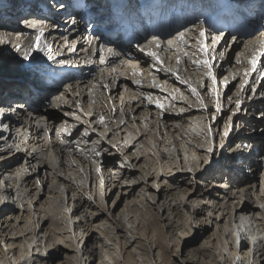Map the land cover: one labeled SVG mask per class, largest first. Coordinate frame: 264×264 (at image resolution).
Masks as SVG:
<instances>
[{
    "label": "bare ground",
    "instance_id": "6f19581e",
    "mask_svg": "<svg viewBox=\"0 0 264 264\" xmlns=\"http://www.w3.org/2000/svg\"><path fill=\"white\" fill-rule=\"evenodd\" d=\"M5 1L0 0V41L4 37L2 32L10 25L7 23L20 14L16 0H9L4 5ZM76 17L82 24L80 12ZM174 18L175 25L181 28L180 33H184L182 40L178 37L169 39L176 41L178 51H174L164 39H159L157 45L158 35L147 38L149 32L145 27L141 30L139 47L128 46L127 53L133 58L109 48L101 51V64L96 53L93 55L94 48L88 47V42L82 38L84 28L81 25L80 32L72 36L61 33L60 28L45 31V26L37 27L36 31H27L24 45L15 32L25 30L16 26V21L7 28L10 32H7L10 36L8 46L13 48L8 51L3 39L0 57L7 55L13 61L16 54H22L20 57L25 60H16L15 64L26 72L12 78L0 75V243L6 247L3 250L0 246V264H93L95 259H99V264H140L144 261L140 260L143 254L137 252L139 248L133 245L138 240L137 234L134 233L133 237H128L127 233L122 235L125 226L121 227V221L117 223V217L122 216L123 220L133 224L131 214L139 210V204L145 203L135 195L136 183L140 180L130 168L119 166L125 163L124 159L109 150L108 137H103L104 133H97L96 126H104H100L101 116L104 122L113 120V131L138 117L146 127L144 130L142 127V131L152 134V129L162 128L167 137L170 136L176 145L180 144V148L173 150L172 161L166 166L149 167L148 174L152 178H163L173 167L174 172L179 168L185 169V165H190L194 159H202L204 165L209 164L211 147L217 144L216 137L219 136L218 146L224 158L214 157L220 165L210 168L217 167L218 177L226 176L228 182L222 196L227 204L221 205L219 216L220 220L225 218L228 233H225L226 239L220 243L221 246H217L220 249L213 253L220 258L210 264H264V31L248 38L233 37L231 40L205 32L203 40L209 45V50L204 53L200 51L203 28L196 23H186L181 16ZM23 19L26 21L29 17ZM254 23L256 21H251ZM97 24L102 26L99 22ZM185 24L189 26L184 28ZM168 30L169 26L162 29V38L166 37ZM216 37L219 39L213 44ZM69 39L71 51L75 41L80 40L73 55L69 54L67 47L62 52L60 48L63 47L56 46L59 48L56 51V47L51 46V42L58 45L63 41L65 44ZM153 51L159 55V60L149 55ZM47 53L51 58L56 53H63L61 58L50 63L72 67L66 69L71 74L50 69L46 64L49 62ZM231 54L234 55L232 60ZM253 57L257 58L255 70L251 64ZM205 58L212 64L215 82L207 75L206 66L193 63ZM99 66L104 70L100 71ZM152 66L158 70H153ZM120 68L122 70L118 74ZM34 69L49 75L46 86L36 87L37 92L29 85L31 82L36 84L29 73ZM237 80L240 84L236 85L231 98L225 97ZM49 84L53 85L51 90H48ZM189 84L197 90L200 98L192 92ZM217 85H223L224 91L215 90ZM49 91L55 92L52 104L47 103ZM28 93L31 101L40 99L35 110L28 109L31 101L23 96ZM220 94L225 106L220 103ZM148 97L158 99L164 107L150 103ZM70 107H73V112L77 107L84 109L82 121L67 113ZM89 122L93 124L89 125ZM231 123L232 133L229 132ZM241 125L244 129L235 132V127L240 128ZM222 133L230 135L222 136ZM144 135L146 133L138 136L133 146L122 143L124 146L119 147V151L124 155L140 143L146 146L145 149L138 154L130 153V159H143V154L151 150V141L142 138ZM226 137L227 140L233 137V143L227 144V141L225 144ZM15 143L18 145L12 148ZM225 150L230 154L223 155ZM179 152L184 162L180 165L174 159V153L180 156ZM108 153L111 154L110 159ZM191 166L195 173L200 174L203 170L201 165L198 170L193 162ZM238 168L244 169V173ZM169 179L165 194L173 196L176 204L170 203L168 210L172 205L178 210L183 203L180 194L190 198L197 191L187 187L182 190V182L179 183L171 173ZM126 184L125 193L129 192V195L124 196L120 190L107 211L104 189ZM142 191L143 188L139 189L140 197L144 194ZM204 191L209 194L207 189ZM14 196L17 197L16 203H13ZM122 197L127 199L125 207L112 210L114 206L118 207ZM175 210L166 217L171 224L168 226L174 224L171 215ZM198 210L194 208L193 214L197 215L201 211ZM99 213L101 215H97ZM99 226L104 227L101 231L106 237L95 240L90 234ZM133 229L135 227L132 226L130 231ZM148 229V233L146 228L142 233L151 243L148 261L151 264H174L167 252L169 243L162 226L154 219ZM80 234L82 237L78 240ZM180 235L186 234L180 230ZM112 237L115 239L111 247L108 241L113 240ZM58 241L69 243V250L59 254L48 251ZM175 245L178 247L179 243ZM212 252L197 250L187 262L207 264L203 256H212ZM61 254L64 258L55 262L56 256Z\"/></svg>",
    "mask_w": 264,
    "mask_h": 264
},
{
    "label": "rangeland",
    "instance_id": "374dc122",
    "mask_svg": "<svg viewBox=\"0 0 264 264\" xmlns=\"http://www.w3.org/2000/svg\"><path fill=\"white\" fill-rule=\"evenodd\" d=\"M16 9H17V11H20V9L18 7ZM23 17L24 16H15L13 18V20L16 21V24H17L18 19H21ZM2 33L4 34V37H3L4 40L1 39V41L2 40L5 41L4 45H5V47L7 46L8 51H10V48H13L12 45L8 46L9 41H10L8 39L10 37L5 32H2ZM4 55H5V53H4ZM16 55L20 57L22 54H16ZM49 55H51V54L47 53L46 57H49ZM17 56L15 57V59L13 61L10 60L9 58H7V55L0 57V75L3 74L7 78H12L14 75L16 76L18 74H22L23 72H26V71H23L21 68L18 69V67L16 66V64H15L16 60H20V61L25 60L24 57L23 58L20 57L21 58L20 59ZM225 56H227V54ZM233 57H234V55L231 54V56H230L231 60L233 59ZM99 62H101V61H99ZM98 68L100 71L104 70L103 66L98 67ZM118 70H119L118 74L121 73L120 71L122 69L120 68ZM236 82H238V84ZM236 82L233 84V86H231L229 88V90L227 91V95H225V97L231 98V94L234 92L236 85L238 86L240 84L239 80H237ZM65 88L67 89L66 86H65ZM215 88H216L215 90H219V91L221 90V92L224 91L223 85L222 86L217 85ZM51 89H52V87H48V90H51ZM54 94H55L54 91H51V92L49 91V95L47 97V100H48L47 103L52 102V100L54 99L53 98ZM221 94H220V96H221L220 103L221 104L223 103V105L225 106V101H224V99L222 100ZM58 97H60V96L58 95ZM60 98H58V99H60ZM115 98L116 97H114L113 99L115 100ZM61 99L63 100V98H61ZM233 101H235V99ZM229 105L230 104H228V107H229ZM83 111H84V109H83ZM83 111L80 110V107H77V108H75V110L73 112V107H70V111H68L67 113L73 119H76L78 121H82L81 120L82 116L85 115V113ZM62 112L65 113L66 111L63 110ZM178 112H180V111H178ZM239 112L240 111H238V113ZM137 118L138 117L135 118V121L132 120V122H130L129 124L125 125L124 127L117 129V131L112 130L113 120L111 122L110 119H108L104 123L100 124V126L103 124H104V126H101L99 128L96 126L97 133H99L101 135L104 133L103 137H108L107 142L109 143V146H110L109 150L111 149V152L112 151L115 153L117 152V155L119 154V156L122 159H124L125 163L124 164L121 163V164H119V166L125 167V168H130L132 171H134L135 177H137L140 180V182L136 183V185H138V188L135 191V195L138 196L137 199L140 198L145 203L139 204V206H140L139 210L135 214L134 213L131 214L133 216L132 220H134L133 224H129L127 221L123 220L122 216L117 217L118 218L117 223H119V221H121L122 222V224H120L121 227H122V225L125 226L124 228L122 227L123 229L119 228V229L123 230L122 235H125L127 233L128 237H133L134 233H136L138 236V240L136 242H134L133 245H135L139 248V250L137 252H140L143 254V257L140 260H144V261L140 264H151L148 261V259L150 258V254H151V252H150L151 243L149 242V239L146 238L142 233L145 232V231L143 232L144 228L147 229L146 230L147 233L149 232L148 226H149L150 222L155 219L162 226V228L166 234L167 241L169 243V246L167 248V252H168L169 256L171 255V259H172V262L174 264H192V263H188L187 259H189L190 256L194 252H197V250H200V249L201 250L206 249L207 251H213L212 256H208V257H206L205 255L203 256L204 263H207V264L213 263L217 257L220 258L219 255H213V253L216 251L217 248L220 249V247H217V246H221L220 243L223 242V239L225 238V233L226 234L228 233V229H227L228 226L225 223V218L220 220L221 205L227 204L226 201L224 200V198H222V196H223L224 191H226L228 182H226V176L218 177V173L216 172L217 167L216 168H210L214 165H220V164H217V162L215 161L218 157L224 158V156H222V153L220 152L221 148L219 149V146H218L219 136L216 137L217 144H213V146L211 147V159L209 161V164L207 163L206 165H204V162H201L202 159L201 160L200 159H194L193 161H191L190 165H185V169H184V167L179 168L174 172V167H173L172 169L168 170L169 173H166L163 178H161L162 176L159 178H157L156 176L152 178V176H150V174H148L149 167L151 168L152 166H154L155 168H157L158 166H161V165L166 166V164H168L169 162L172 161V155L171 154H172L173 150L176 151L177 148H180L179 147L180 144L176 145V143L172 140V138H170V136L167 137V134H165V130L162 131V128L159 129V127H158V128H156V130L152 129V131H151L152 134L150 132L147 134L146 131L145 132L142 131L141 130L142 127H143V130L146 129V127H145V125H143L144 123H141L140 120ZM224 118H225V116H224ZM87 120L89 121V119H87ZM213 121H214V119H213ZM209 123H211V119H210ZM92 124H93V122H91V123L89 122V125H92ZM128 126H130V127H128ZM232 126H233V124L231 123V125L229 127L230 128L229 132L231 131V133H232L231 129L233 128ZM150 127H152V124H150ZM242 129H244L243 125H241L240 128L235 127L234 130H235V132L237 131V133H238ZM160 131H161V133H160ZM143 133H146V136L144 135L142 138L146 137V138H148V141L149 140L151 141V150L148 151V154H143L144 155L143 159H141V160L137 159L136 161L135 160L132 161L131 160L132 158L130 159V153L131 154L132 153L138 154L141 150H144L146 146H142V144L140 145V143H139V144L135 145L134 147H132L131 150H129L124 155H123V151H122V153H121V150L119 151V147L123 148L124 145H122V143H127L128 145L133 146L134 140L138 136L142 135ZM228 134L222 133V136L223 135L227 136ZM167 138H168V140H167ZM232 138L230 137L227 140V137H226V141L224 143L226 144L227 141H228L227 144L233 143ZM16 145H18V144L15 143V145H13L12 148ZM22 149H23V151H25V148H22ZM225 149H227V148L225 147ZM228 151L229 150H225V153L223 155L226 156L227 154H230V152H228ZM241 152H242V150H241ZM17 153H18V151H17ZM179 153H180V156H178V155H176V153H174L175 154L174 159L178 161L179 165L184 164L183 155L181 154V152H179ZM141 156H142V154H140V157ZM107 157H108V159H110L111 154L108 153ZM214 157H216V159H214ZM181 159H182V161H181ZM192 162L194 164H197L198 170L200 169V165H201V168H203V170L200 174L194 172L195 171L193 169L194 167L191 166ZM173 166H176L175 163H173ZM219 169H223V167L221 166V168L219 167ZM238 170L240 172L244 173L243 172L244 169L238 168ZM170 173H171V175L173 174L175 177H177V180L179 181V183L182 182V184H181L182 190H184L187 187L188 189L195 188V190L197 191L190 198H184L180 194V197L182 198L183 203L180 204L178 210H175L174 205L171 206L170 211L175 210L171 215V217L173 218L172 221L174 222V224L172 226H168L171 224L166 219V217H168V215L170 213V211L168 210V208H169L168 206L170 205V203L176 204V202L173 199V196H167L165 194L168 192L167 188H168V185L170 184V182H168V180H170L169 179ZM127 186H128V184L120 185L119 187H115V188L111 187L110 188L111 190L108 188L104 189L103 194H104V201L106 204V210L107 211L111 209V207L113 205L112 200L114 201V198H116L118 196L120 190L123 191L124 196L129 195V192L125 193V189L128 188ZM132 186H134V184H132ZM141 188H143L142 192L144 193L142 195V197H140V193H139V189H141ZM206 189L209 191L208 195L205 194L204 190H206ZM170 193H168V194H170ZM111 195L113 197H111ZM143 197H145V198H143ZM16 198H17L16 196H14L12 198L14 201L13 203H16V201H17ZM123 198L124 197H122V199L120 200L121 202H118V207L116 205L112 208V210L118 209L119 207H120L119 210H122L125 207V205L127 203V199L126 198L123 199ZM194 208H197V210L199 208H201L200 209L201 211L198 210L200 212L197 215L196 214L194 215L193 214ZM104 214H106V213H104ZM97 215H101V213H99ZM103 217L104 216H101L100 218H103ZM132 226L135 227V229H133L134 231H130V230H132ZM99 227L100 228H95L90 234V236H92L93 239H95V240H101V239H104L106 237L105 234L102 233V231H101L102 229H104V227L103 226H99ZM180 230H183L184 234H186V235L185 236L180 235ZM78 236H79L78 237V240H79V239H81L82 234H80ZM112 238H113V240L108 241V243L111 245V247L114 245L113 243H114L115 237H112ZM123 238L124 237L121 236V239H123ZM177 242L179 243L178 247H176V245H175ZM0 246H1V248H3V250H6V247L2 242L0 243ZM55 247H58V248L55 249ZM69 248H70L69 243H67L65 241H58L57 244L55 246H51L48 249V251L59 254L63 250L68 251ZM17 251H18V249H17ZM222 254H223V252H222ZM11 255L12 254L10 253L9 256H11ZM63 258H64V255L63 256H62V254L60 256L57 255L54 261L57 262L58 260L63 259ZM197 258H200V257H197ZM93 264H99V259H95L93 261Z\"/></svg>",
    "mask_w": 264,
    "mask_h": 264
},
{
    "label": "snow or ice",
    "instance_id": "6c2138e0",
    "mask_svg": "<svg viewBox=\"0 0 264 264\" xmlns=\"http://www.w3.org/2000/svg\"><path fill=\"white\" fill-rule=\"evenodd\" d=\"M183 37H184V33H179L178 38L182 40ZM200 37L202 38V40H201V46H200V51H201V52H204V53H208L209 45H206V44L204 43V40H203V38L205 37V32H204V31H201V32H200ZM36 39H37V41H39V40H40V37L37 36ZM218 39H219V37L213 38L212 43H213V44L216 43V41H217ZM171 43H172V41H169V44H171ZM158 44H159V41H158V39H157V45H158ZM37 46H39V45L37 44ZM149 55L152 56V57H155L157 60L160 59L159 55H158L155 51L150 52ZM185 55H187V53H185ZM177 59H178V62H179V58H177ZM256 59H257L256 57H253V59H252V61H251V64H252V66H253V70H255ZM193 63L198 64V65H201V66H206V67L208 68V73H207V75H208L209 77H211V79L213 80V82H215V79H216V78H215V76H214L213 73H212V64H211V62H210L208 59L205 58V59H203V60L193 61ZM168 71H172V69H168ZM183 82H184V83H188L187 81H183ZM137 83H139V81H137ZM189 87L191 88L192 92H193L194 94H196L198 98H200V97H199V93L197 92V90H196L195 88H193L190 84H189ZM148 100H149L150 103H153V102H154V103H157L161 108L164 107V105L161 104V103L159 102L158 99H157V100H153L152 97H148ZM103 122H104V117L101 116V117H100V123H103Z\"/></svg>",
    "mask_w": 264,
    "mask_h": 264
}]
</instances>
